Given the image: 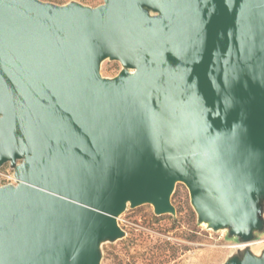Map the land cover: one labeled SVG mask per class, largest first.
Returning a JSON list of instances; mask_svg holds the SVG:
<instances>
[{"label": "water", "instance_id": "95a60500", "mask_svg": "<svg viewBox=\"0 0 264 264\" xmlns=\"http://www.w3.org/2000/svg\"><path fill=\"white\" fill-rule=\"evenodd\" d=\"M5 163L0 264H100L178 182L240 243L223 264H264V0H0Z\"/></svg>", "mask_w": 264, "mask_h": 264}, {"label": "rangeland", "instance_id": "374dc122", "mask_svg": "<svg viewBox=\"0 0 264 264\" xmlns=\"http://www.w3.org/2000/svg\"><path fill=\"white\" fill-rule=\"evenodd\" d=\"M63 4L71 0H43ZM96 6L102 0H75ZM121 69L115 60H104L100 72L112 77ZM12 169L0 166V184L14 183ZM175 213L156 215L150 204L126 206L117 222L124 230L122 238L101 244L100 264H223L241 247L227 230H212L197 222L187 187L178 182L171 196ZM251 249H264V232L256 235ZM239 247V248H238Z\"/></svg>", "mask_w": 264, "mask_h": 264}, {"label": "built area", "instance_id": "2783aa9c", "mask_svg": "<svg viewBox=\"0 0 264 264\" xmlns=\"http://www.w3.org/2000/svg\"><path fill=\"white\" fill-rule=\"evenodd\" d=\"M14 179V178H13ZM15 181V180H14Z\"/></svg>", "mask_w": 264, "mask_h": 264}]
</instances>
